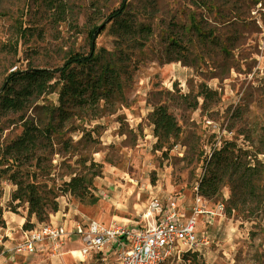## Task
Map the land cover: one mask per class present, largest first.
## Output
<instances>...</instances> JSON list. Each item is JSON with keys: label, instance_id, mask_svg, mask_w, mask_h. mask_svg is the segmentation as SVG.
Wrapping results in <instances>:
<instances>
[{"label": "rangeland", "instance_id": "1", "mask_svg": "<svg viewBox=\"0 0 264 264\" xmlns=\"http://www.w3.org/2000/svg\"><path fill=\"white\" fill-rule=\"evenodd\" d=\"M121 1L0 0V84L11 71L50 70L87 54L94 26L104 28L93 52L116 83L110 88L105 81L100 95L77 100L60 101L55 89L19 111L0 112L1 219L36 220L26 203L11 202L16 186L9 175L20 169L46 188L73 175L89 182L82 198L58 191L60 212L49 220L66 213L142 226L150 198L194 196L212 158L223 168L219 191L203 196L214 211L211 242L163 264H264V0H125L122 19H108ZM120 22L131 30L122 34ZM158 106L179 127L163 143L151 122ZM25 119L49 127L31 165L13 161L7 148ZM226 158L238 170L224 168ZM22 229L1 238L8 241L0 264H100L90 256L53 255L46 246L16 256L10 248Z\"/></svg>", "mask_w": 264, "mask_h": 264}, {"label": "trees", "instance_id": "2", "mask_svg": "<svg viewBox=\"0 0 264 264\" xmlns=\"http://www.w3.org/2000/svg\"><path fill=\"white\" fill-rule=\"evenodd\" d=\"M125 10V0L111 11L108 19H118ZM122 18L120 17L119 20ZM103 26H94L88 31L89 51L87 54H78L68 57L62 66L54 69L30 68L25 70H14L9 72L0 84V112L19 111L31 98H38L44 93L53 92L55 89L60 101L63 99L77 100L83 96L86 98L100 95L99 88L105 81L109 87L113 88L112 68L110 65L103 67L100 60L93 52L94 40L103 29ZM117 29L126 34L131 30V25L120 22ZM97 66V68H96ZM96 68V69H95ZM53 75L56 79L52 80ZM85 79L83 82L82 79ZM90 82L88 84V81ZM215 91H205V95ZM53 114V113H50ZM153 124V134L157 142H166L174 137L179 127L174 117L163 106L156 107L151 113ZM23 129L19 137L8 145L13 161L31 165L35 156L33 151L38 148L43 139L48 140L49 127H40L27 119L23 121ZM31 157L32 159H20ZM37 160V159H36ZM223 160V159H222ZM224 168H234L238 170L235 162L231 158H226ZM212 158L205 162L203 174L198 181V193L205 197H211L219 191L221 178L218 174L223 167L212 165ZM10 181L15 184V189L11 193V202L17 201L27 204V216L33 215L36 220L26 219L22 227L28 229L36 223L49 221V214L58 210V191L68 192L71 195L82 198L87 195L88 181L80 175H73L68 181H63L60 187L46 188V184L34 181L27 173L20 169H15L9 175ZM0 224L1 219L0 207Z\"/></svg>", "mask_w": 264, "mask_h": 264}, {"label": "built area", "instance_id": "3", "mask_svg": "<svg viewBox=\"0 0 264 264\" xmlns=\"http://www.w3.org/2000/svg\"><path fill=\"white\" fill-rule=\"evenodd\" d=\"M194 189L187 211L181 210L178 199L173 197L150 198L142 215L146 220L142 228L113 221L104 224L93 218L74 220L71 225L47 221L22 229L23 237L10 249L16 255H30L43 244L53 255H59L68 237L74 234L80 241L82 259L95 257L100 264H163L211 242L210 235L195 226L200 218L210 223L214 211L206 207L197 186ZM153 215L155 220L147 222Z\"/></svg>", "mask_w": 264, "mask_h": 264}, {"label": "crops", "instance_id": "4", "mask_svg": "<svg viewBox=\"0 0 264 264\" xmlns=\"http://www.w3.org/2000/svg\"><path fill=\"white\" fill-rule=\"evenodd\" d=\"M190 200H191V198L187 201V200H185L184 196H178V201L180 203V205H179L180 209L181 210L184 209L185 211H187L188 210L187 206H188ZM59 212L60 211L56 212V214L59 213ZM63 216H64V219H62ZM4 220H5V222H4L5 223V227H1L0 226V250H2V251L6 250L5 247H2V246H7L6 244H7L8 239L1 240V238H3L4 235L6 237V235L9 234L10 229L14 228L15 226H21L22 223H23V217L20 216V215H17V214H11V215L10 214H5L4 215ZM74 220H78V219H76L75 217H73V218H70L68 216L66 217V213H62L61 216H60V219H56L55 221L50 219L49 221L57 222V223H66L68 225H71ZM152 220H155V215H153L152 218L149 217L147 219V222L151 223ZM143 221H144V224L142 226H139L138 224H130V223H126V222H121V223L128 224L129 226H131L133 228H142L145 225V223H146L145 219ZM198 223L200 224V226H198L196 229L198 231H205L208 235L211 236V228H210L211 221H210V223L206 224L200 218L198 220L197 224ZM44 246L45 245H43V244L37 246L36 251L34 253L30 254V255L37 254L40 250L44 249ZM71 246H73V247L69 248L68 250H65V251L62 250V255H65L66 257L71 258L73 261L75 260V258L82 259L81 256H80V253H79L80 241L78 239V236H76L74 234H71L68 237V239L66 240V244L63 246V249L66 248V247L67 248L71 247ZM2 248H4V249H2ZM204 248H206V247H204ZM68 252H73V253L70 254V255H67L66 253H68ZM4 255L5 254L0 253V262H3L2 259L4 258ZM18 256L28 257L29 255H18ZM10 259H13V258L10 257Z\"/></svg>", "mask_w": 264, "mask_h": 264}, {"label": "bare ground", "instance_id": "5", "mask_svg": "<svg viewBox=\"0 0 264 264\" xmlns=\"http://www.w3.org/2000/svg\"><path fill=\"white\" fill-rule=\"evenodd\" d=\"M73 252H68V253H66L67 255H70V254H72Z\"/></svg>", "mask_w": 264, "mask_h": 264}]
</instances>
